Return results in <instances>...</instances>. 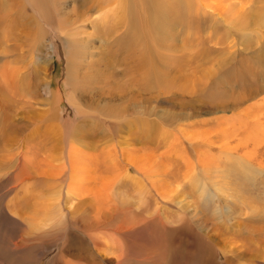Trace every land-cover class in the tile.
I'll return each instance as SVG.
<instances>
[{"label":"rangeland","instance_id":"obj_1","mask_svg":"<svg viewBox=\"0 0 264 264\" xmlns=\"http://www.w3.org/2000/svg\"><path fill=\"white\" fill-rule=\"evenodd\" d=\"M175 1L190 2L191 9L186 13L175 6L181 22L174 43L186 42L196 57L189 64L175 58L171 89L116 86L106 70L99 89L83 92L72 82L80 70L72 73L75 59L69 44L61 42L62 29L59 33L62 13L73 17L77 11L75 0H46L42 8H33V1L31 6L25 0H0V17H5L0 20V93L8 99L1 102L0 95V119L9 117L15 132L8 142L0 140V149H10L8 156L0 153V264H228L227 257L230 264H264V218L248 213L251 207L264 210V20H258L264 0ZM102 7L103 13L95 10L91 16L114 12ZM254 11L258 19L251 20L248 14ZM41 12L48 17L42 19ZM34 15L40 18L35 23ZM248 22L260 29L252 31ZM128 48H135L132 39ZM103 109L124 118L112 131L101 129L110 122L102 118ZM71 123L92 134L72 140L78 149L73 208L63 206L62 217L63 192L56 184L62 186L57 175L63 166L56 155L62 157ZM227 155L260 174L245 181ZM198 171L202 174L196 177L211 191L221 190L209 206L191 187L189 175ZM136 172L166 199L177 195L178 186L187 189L180 195L182 204L165 212L173 226L159 217L150 220L146 207L143 215L115 197L118 186L121 195L126 191L116 179L137 178ZM229 207L241 216L229 215ZM179 214L186 225L179 223ZM195 214L206 235L193 225ZM204 240L214 247L210 254L203 251Z\"/></svg>","mask_w":264,"mask_h":264},{"label":"bare ground","instance_id":"obj_2","mask_svg":"<svg viewBox=\"0 0 264 264\" xmlns=\"http://www.w3.org/2000/svg\"><path fill=\"white\" fill-rule=\"evenodd\" d=\"M31 1H33L36 6L31 4L32 3ZM25 2L26 4H29L31 6L33 5V8L34 7L42 8L44 7L43 2H45V4L47 3L46 0H25ZM22 4L20 5L21 8H23L24 10L21 11V13L25 12V8ZM104 4L113 7V9L108 8L109 11L111 12L114 11L113 13H111L112 15L108 13L106 15L101 16L99 19L93 18L94 15L91 16V14L95 10L99 11L100 13L101 12L103 13V11H105L106 6L104 8L102 7L104 6ZM186 4L184 5L176 4L175 0H75L74 9H77V11L75 12L73 17L67 16L63 12L62 24L60 26L61 28L59 27V33L62 29L63 32H61V34L62 33L64 34L63 35L64 37L62 35L60 36L61 42H67L69 44V46L71 47V54L74 56L75 59V64L74 61L72 62L73 63L72 66H74V69H72L71 71L72 73L75 72V68L77 67L81 71V72L79 71L78 73L75 72L76 77L73 78L72 82L77 83L76 85L78 90H81L83 92L87 91L88 88L89 89L92 88L93 90L97 88L99 89L100 86L103 84V82H101L103 78V72L109 70L110 75L115 76L112 79H114L116 86H118L120 83L126 82V84L128 85V87L125 85L127 89H131L132 86L137 88L136 89L137 91H139L138 86H140L141 90L143 89L145 91H153L154 89L155 90L171 89V87L173 86V82L176 81L177 79V77L174 75V67H173V65L175 64V58L178 62L181 63L185 62L186 64H189L191 61H194L193 59H195L196 57L195 56L196 54L190 51L191 47H188L186 45V42L183 41L180 46H177L174 43L175 34H176V29H175L176 23L181 22V19L176 20L174 15L177 14L176 11H178V8L184 9L185 12L188 13L189 9H191L190 8L191 6H189L190 2L189 4L187 5ZM175 6H177L178 8H175ZM8 12L9 11H7V13ZM36 12H37L36 14H38V11ZM36 16L39 18L38 15ZM36 16L34 19V23L35 21L37 22ZM248 16L250 17V19L252 18L251 20L258 19L256 11L249 13ZM41 17L42 19L48 17L47 13L41 12ZM4 19L5 17H0V20H4ZM226 19H224L225 22L227 21ZM258 20L262 23V21L264 20V15L262 16L261 14V17ZM44 21L46 22V20ZM249 24L254 29L252 31L255 30L258 31L260 29L258 28L257 30L254 28L253 26L254 24L252 23ZM244 25L247 26L246 24ZM88 26L89 27L91 26L92 28L91 32L88 31ZM131 39H132V43L135 45L134 49L128 48ZM98 42L100 43L99 47L98 44L97 45L95 44ZM159 49L164 50V52L160 53L161 50ZM175 54H177V56H175ZM134 81H136V83L138 84L136 85L135 83H133ZM83 87L86 88L83 89ZM111 91L112 90H110V92ZM1 96H2L1 102L8 103V99L4 97V95ZM149 100L151 99L149 98ZM57 101L58 99L57 100L55 99L53 103H56ZM88 104L89 102H86L87 106ZM56 107L57 106H55L54 108L56 109ZM108 109L101 110V114H103L102 118L104 120L106 119L107 121H110L107 128H105V126L103 127L100 124L101 122H99V126L101 125L102 131H112L114 130V126L116 125L119 126V124H121L120 122L124 120L122 116H120L119 118L116 115H114L116 114L115 112L113 113L111 110ZM0 113H3L1 103H0ZM90 115L91 116L89 118H94L92 113ZM8 118L9 117H7L6 120L4 119L3 123L2 120L0 119V140L2 137H4V140L6 139L7 142L9 141V138L12 137V134L15 133L13 131L12 124L9 122ZM113 119L114 121H112ZM95 123L98 122L94 121L92 124L95 125ZM79 127L71 123V126L65 129L64 141L66 143L65 144L66 148L62 152V157H60L59 154L56 155L57 156L56 161L61 163V168L63 166V174L61 175L60 173L57 175L60 176V180L57 181L60 182L62 186L60 187V185L58 186L55 183L56 186L59 188V190L62 188V192H63L62 194L63 196L62 198H64L63 204H61L60 206V213H61L60 216L62 217H65L63 206H65V208H69L70 210H72L73 208V206L70 205V201L73 200L72 182L74 177L73 173L74 172L75 174L77 173V169H76L77 162H75V158L78 149H76V146L74 145V143H72L73 142L72 140L88 139L91 137L90 135L92 134V132L88 130L82 131V129L81 130L78 129ZM85 127L87 126H84L82 128ZM2 152L3 155L5 153L4 157L10 155L9 147H7V145L4 146L3 149H0V153ZM227 156H229L228 158L229 163L232 162L236 163L237 168L241 170V172L243 173L245 181H251L254 179L256 173L258 172V169L250 165L245 160H241L240 158L237 159L236 157L233 158L231 155H227ZM1 164L3 163H1L0 161V167ZM202 172L204 175H206V171L203 170ZM200 173L201 171H198L196 174H192L191 176L189 175L191 181V187L195 189L196 192L195 194L198 195V199L200 200L202 205L205 206L206 204L207 206H209L208 204L211 200L220 197L221 190L215 186L213 191H211L212 188L208 186V184L202 178L196 177L200 175ZM258 174H260V172H258ZM137 175H139V177L137 178L127 175L126 176L127 181L123 180V178L116 179V185L118 186L122 184V186L126 189V191H123V195H121V193L119 192L120 186H118L117 190H113L115 197L118 198L123 205L129 204L131 206L137 207V210H139L141 214H143L141 210L144 209V207H146V214H148V216L151 215L150 217H148V219L150 220L151 218L159 217L160 221H162L163 224L165 225L173 224L172 219L168 217V215L165 212L167 208L174 207V205L179 206L182 204L183 201L179 200L180 195L187 194V189L186 188L184 189V186L182 185L178 186L175 190L177 195H174L172 197L168 196V199H166L164 196L158 195L159 193L157 194L156 191L152 190L155 187L154 185H149L148 183L146 184L144 183L145 177L143 174L137 173ZM207 177L213 180L212 177L210 176ZM125 181L130 184L127 183L124 184ZM78 194L75 193L77 198H79ZM151 201L153 202L152 203L153 209L150 207ZM49 205L52 204L49 203ZM226 206L229 205L226 204ZM69 209L68 211H70ZM219 209H221V207L216 205L214 212L218 213ZM228 210H229V215L231 216H238V215L241 216V212L238 211L239 209L236 210V209H232V207H229ZM197 213L199 214L198 210H196V214ZM248 213L250 214L249 217L251 218H257V217L264 218V210H260L255 207L248 208ZM196 214L191 217L194 223L193 225L198 227L199 228L198 230H200V232H203V234L206 235L207 231L206 228H204L205 225L200 218L196 217L197 216ZM178 218H179L178 221L179 223H181V225H186L185 223L182 222V220L185 221L184 214H179ZM228 221H230V219ZM100 223L101 222L98 221L96 225ZM102 225L103 224H100L97 228H101ZM81 229H87V228L83 227L80 228V230ZM88 233L91 232L88 231ZM204 241L205 242L203 244L205 248L203 251L208 252L206 254H210L212 252V249H214V247L208 244V242H206L207 240ZM226 262L230 264L231 258L227 257Z\"/></svg>","mask_w":264,"mask_h":264}]
</instances>
